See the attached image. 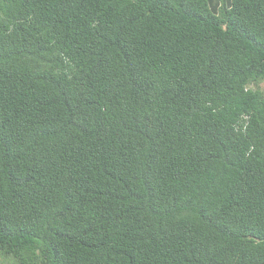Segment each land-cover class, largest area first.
Instances as JSON below:
<instances>
[{"label":"trees","instance_id":"obj_1","mask_svg":"<svg viewBox=\"0 0 264 264\" xmlns=\"http://www.w3.org/2000/svg\"><path fill=\"white\" fill-rule=\"evenodd\" d=\"M264 0H0L3 264H264Z\"/></svg>","mask_w":264,"mask_h":264},{"label":"rangeland","instance_id":"obj_2","mask_svg":"<svg viewBox=\"0 0 264 264\" xmlns=\"http://www.w3.org/2000/svg\"><path fill=\"white\" fill-rule=\"evenodd\" d=\"M261 88L264 90V82H262ZM4 262L10 264L11 261L10 260H5ZM0 264H3V261H2L1 258H0Z\"/></svg>","mask_w":264,"mask_h":264}]
</instances>
